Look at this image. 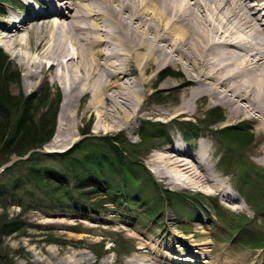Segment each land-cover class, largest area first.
Wrapping results in <instances>:
<instances>
[{
	"label": "rangeland",
	"instance_id": "1",
	"mask_svg": "<svg viewBox=\"0 0 264 264\" xmlns=\"http://www.w3.org/2000/svg\"><path fill=\"white\" fill-rule=\"evenodd\" d=\"M23 1L24 10L6 7L2 12L0 33L10 27L28 37L29 32L37 31L42 25L40 22L34 26L37 18L59 20L53 13L39 17L49 12L46 4ZM255 6L264 20V10ZM29 13L35 17L29 16L25 23L19 21ZM13 24L16 28H12ZM6 43L8 39L0 36L2 51L21 76L19 84L12 83L11 92L42 95L48 105L60 91L58 126L63 86L51 80L43 83L41 77L25 78L29 70H39L32 62L41 59V55L20 47L13 48L14 55L5 48ZM171 69L154 79L143 97L144 110L130 123L101 122L98 109L84 112L87 96L72 112L77 139L70 143L71 138H67L74 137L71 119L61 131V138L66 141L53 143L54 136L39 149V165L62 174L68 188L77 187L74 182L77 168L81 178L87 181L90 177L93 184L112 186L115 192L107 193L101 185L103 188L98 192L92 186L78 187L80 191L73 188L69 198L64 197L62 190L52 195L31 175L28 164H20L15 154L10 157L9 169L3 174L0 171V213L24 223L3 239L2 251L13 264H101L104 258L109 264H128L134 257L157 264V254L151 246L166 264H264V167L261 156L257 155L262 135L255 122H244L234 126L236 130L248 128L251 134L247 140L237 138L239 131L230 138V131L220 130L227 123L228 112L221 105H210L205 98L194 103L195 114L190 117L152 114V110L179 103L180 93L164 85L166 80H181L178 67ZM87 128L89 133L84 135ZM143 133L147 139L140 140ZM119 136L123 137L121 147L138 144L136 151L120 167H105L101 175L88 172L85 176L78 161L93 148L106 146L109 154L111 149L104 144V138ZM201 139L211 151L212 175L225 181L222 192H216L211 179L195 175L180 165L183 162L180 158L185 155L175 149V144L181 142L194 153L201 148ZM143 167L146 172H142ZM156 169H163L162 173ZM124 170L127 171L122 174ZM129 174L139 180L136 188H127L129 192L125 196L122 175ZM86 190L95 192L83 195ZM192 240L202 244L192 245ZM194 249L198 252H193Z\"/></svg>",
	"mask_w": 264,
	"mask_h": 264
},
{
	"label": "bare ground",
	"instance_id": "2",
	"mask_svg": "<svg viewBox=\"0 0 264 264\" xmlns=\"http://www.w3.org/2000/svg\"><path fill=\"white\" fill-rule=\"evenodd\" d=\"M39 1L59 20L37 18L34 26L42 25L28 37L10 27L0 36L8 39L5 48L14 55L16 47L41 55L32 62L39 70H29L25 78L41 77L43 83L51 80L63 86L53 143L66 141L61 131L67 121L73 119V130L77 126L72 112L87 96L84 112L98 109L101 122L130 123L144 110L143 97L154 79L176 66L181 80H166L164 85L180 93L179 103L151 113L190 117L195 114L194 103L204 98L210 105H221L228 114L220 130L256 123L262 135L257 155L264 167V20L255 8L257 5L264 10V0H254L253 4L250 0ZM32 16L35 14H30V19ZM27 20L22 18L20 22ZM67 138H71L70 143L76 140V130L74 137ZM200 144L194 153L181 142L175 144V149L189 158H180V165L211 179L216 192H222L225 181L212 175L211 151L203 139ZM162 170L156 169L160 173ZM123 181L134 183L127 178ZM200 244L192 240V245ZM150 248L157 254V264H166L156 248ZM147 260L134 257L128 264H152ZM101 264H109L108 259Z\"/></svg>",
	"mask_w": 264,
	"mask_h": 264
},
{
	"label": "trees",
	"instance_id": "3",
	"mask_svg": "<svg viewBox=\"0 0 264 264\" xmlns=\"http://www.w3.org/2000/svg\"><path fill=\"white\" fill-rule=\"evenodd\" d=\"M15 2H17V0H0V13L4 10V5H6V3ZM20 77L19 71L16 68L14 69L9 57L2 51V48H0V167L7 164L13 154L17 155L20 159L19 163L24 165L28 164L30 171H32V174H30L35 177L42 187L46 190L49 189V193L52 195L62 190L64 197L69 198L73 188L80 191L78 187L88 188L90 186L96 187L97 192L103 187L104 191L107 193L111 194L115 192L112 191V186L93 184L90 177L87 181L81 178L77 168H75L76 179L74 181L77 183V187H73L72 189L68 188L70 187L68 181L63 180L62 174L52 172L50 169L39 165L37 158V156L40 155L39 149H42L45 144L53 138L56 131L60 91H57L56 99H53L48 105L46 104L47 99L42 95L30 94L24 96L21 93L17 95L13 94L11 92V85L12 83L19 84ZM214 115H216V112ZM186 123L188 124L189 122ZM236 127L237 126H230L224 128V130L230 131L229 137L232 139L233 135L237 134L235 131H239L240 134H237V138L247 140L251 132L248 130H236ZM84 131V135L89 133L88 128ZM232 132L235 133L231 134ZM104 139H106L104 144H108V147L110 146L111 152H109V154L107 153L106 146L99 149L93 148L86 157L78 161V165H81L82 173H84L85 176H88V172L89 174L95 172L101 175L105 167L114 168L117 165L118 167H120V165L122 166L123 162L129 158L128 156L136 151L135 147L138 145L131 144V146H126V144H123V147H121L120 141L122 142V136ZM143 139H147L145 133L140 136V140ZM27 155L28 157H26ZM24 157L26 158L24 159ZM100 158H102V160ZM137 164L138 163H136V165ZM8 169L9 166L5 168L4 172ZM12 170L13 167L9 172ZM126 171L127 170H124L122 174H125ZM4 172H2V174ZM142 172H146L144 167L142 168ZM75 174L73 175L75 176ZM122 176V179L127 178L131 182H134L133 184L125 183L123 185V194L126 196L129 192L127 188L130 186L136 188L139 179H136L130 174ZM84 182H86L85 185H83ZM94 192L95 190H86L83 192V195ZM52 201L56 202L59 200ZM1 217L3 219L0 220V264H13L12 260L2 251L3 239L20 229L24 223L13 221L12 218H8V215L4 213H0V218Z\"/></svg>",
	"mask_w": 264,
	"mask_h": 264
}]
</instances>
